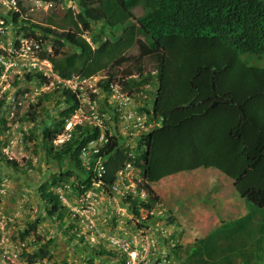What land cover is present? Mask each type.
Listing matches in <instances>:
<instances>
[{
	"label": "trees",
	"instance_id": "trees-1",
	"mask_svg": "<svg viewBox=\"0 0 264 264\" xmlns=\"http://www.w3.org/2000/svg\"><path fill=\"white\" fill-rule=\"evenodd\" d=\"M39 1L66 5L65 0ZM72 1L75 10L67 9L64 14L70 30L53 34L51 28L28 20H22L16 30L27 37L38 31L43 40L51 38L52 53L43 52L40 57L50 60L60 78L105 73V79L98 83L105 90L116 76L115 70L124 64L129 65L118 72L122 78L134 72L142 74L145 58L155 63L154 77L148 74L140 82H120L135 88L154 78L151 114L161 121L160 127L140 143L145 148L137 153L135 166L141 169L148 199L140 204L131 201V211L137 215L139 207L151 209L159 202L151 184L185 171L215 169L232 181L235 192L251 208L206 236L178 245L173 258H183L181 263L185 264H264V69L250 67L240 59L242 55L264 57V0ZM137 6L143 10L140 17L132 12ZM18 17L15 13L14 19ZM96 25L98 35L92 33ZM106 32L109 38L100 37ZM133 47L138 55L127 56ZM34 79L46 81L40 73L25 75L28 83ZM55 95L62 98L56 100L57 105L63 101L65 107L49 126L44 122L39 147L58 166L64 159L74 158L83 174L80 185L90 188L92 172L80 165L79 156L98 131L77 127L69 141L59 148L53 146L65 120L77 108V95L54 90L28 106L29 110L35 113ZM30 119L34 121V116ZM27 140L35 141L34 135ZM97 156L104 159L101 180L107 187L128 158L116 136L108 137ZM0 160L18 171L14 160ZM70 176L60 171L38 188L47 215L60 223L65 222L67 213L54 189ZM76 190L83 192L79 187ZM47 253L42 248L25 254L26 261L32 264ZM96 254L108 256L112 252L100 248Z\"/></svg>",
	"mask_w": 264,
	"mask_h": 264
},
{
	"label": "rangeland",
	"instance_id": "rangeland-1",
	"mask_svg": "<svg viewBox=\"0 0 264 264\" xmlns=\"http://www.w3.org/2000/svg\"><path fill=\"white\" fill-rule=\"evenodd\" d=\"M19 1L21 5L16 6L14 10L19 13V19L1 20L6 24L4 31L0 32L1 47L8 48L9 44L15 41L16 30L22 19L49 27L53 34L71 29L64 19L67 9L74 10L70 0L65 1L66 9L59 2L43 4L41 7L32 3V0ZM8 2L11 4L10 1ZM8 10H5L6 14ZM132 12L135 17L143 15L140 6L135 7ZM98 29L99 25H96L92 33L98 35ZM137 35L147 41V37L143 34ZM36 36L34 37L42 39L40 33ZM85 36L87 38V35ZM100 37L109 38L108 32ZM46 44H51V38H47ZM137 55L136 47L127 52L129 57ZM240 59L250 67L264 69V57L242 55ZM5 64L1 65L3 68L0 69V157L17 162L18 171L9 169L0 160V264H28L25 254L32 255L42 248L47 250V257L32 264H130L131 257L123 252L116 242H127L131 250L134 252L137 250L138 264H157L160 259L159 261L152 259L153 253L148 257L140 253L141 245L147 238L159 236L164 241L168 238L172 239L175 242L174 247L170 248L173 252L178 245L185 246L206 236L223 223L240 218L242 212L246 213L251 208L238 197L230 179L215 169L199 168L167 176L159 180V183L156 182L158 184L150 185L154 193L162 198L159 197L156 210L160 209L164 218L162 216L158 220L152 218L148 224L150 229L144 228L145 221L141 216H145V210H138L137 217L131 211L130 201L129 212L125 213L119 200L114 199L103 186L92 182L90 188L85 189L81 186L79 179L83 174L74 158L64 159L60 166L50 160L46 152L39 147L41 130L45 127V121H47L46 126H49L48 124L57 118L65 104L61 100L62 102L57 105L56 100L62 98L55 95L45 100L33 113L28 106L36 104L45 93H51L56 88L51 85L47 87L37 79L28 83L24 78L26 73L18 70L17 63ZM128 65L124 64L117 71L121 72ZM129 68L131 69L132 66ZM141 70L142 74L138 72L140 77L153 74L156 70L154 61L145 58ZM148 84L153 85V82ZM152 103L148 106L150 111H152ZM29 114L34 116V121L30 119ZM147 123L157 128L160 127L161 121L154 120L150 112L147 114ZM120 128L121 125L118 123L111 127L106 122L104 131L100 132L96 129L98 136L88 142L91 143L86 155L79 156L80 165L84 169L89 171L87 167L93 166L94 160L98 157L94 150H100L106 144L104 140H97L98 137L105 136L110 131H113V134L118 133ZM77 130V127L73 128L71 133ZM90 130V132L94 131L93 128ZM31 134L35 137L33 142L27 140ZM61 145L53 143L56 148ZM120 148L126 153L128 158L126 162H130L134 168H139L135 167V158L138 152L144 150L145 145L140 144L131 151L125 145H121ZM128 153H131L132 158ZM139 170L140 173L136 170L132 172L133 183L135 182L134 185L137 187V195L133 201L137 204L146 203L148 199L145 197L143 200L139 195L140 187L144 184L142 180L140 181L142 178L141 169ZM60 171L71 174L54 189L67 213L64 223L58 222L55 216L47 215V205L40 199L38 192V188L43 183L49 182ZM93 176L92 174L91 181ZM78 187L83 189V192H78L76 190ZM29 226L35 228L32 230ZM160 228L170 233L163 234ZM160 245L164 248L162 242ZM100 248L112 252V255H97ZM95 255L98 257H94ZM182 261L185 262L183 258L178 260L171 256L166 258L168 264H185L181 263Z\"/></svg>",
	"mask_w": 264,
	"mask_h": 264
},
{
	"label": "built area",
	"instance_id": "built-area-1",
	"mask_svg": "<svg viewBox=\"0 0 264 264\" xmlns=\"http://www.w3.org/2000/svg\"><path fill=\"white\" fill-rule=\"evenodd\" d=\"M0 32H3L1 28ZM17 42L18 45H16ZM0 44L2 45L1 42ZM40 50L41 45L35 40L15 39L13 43L9 44L8 48L0 46V65H4L5 63H8V65L17 63L18 70H21L26 74L40 73L46 78V81H43V83L47 87L51 85L56 89L63 88L72 92H78L77 108L65 120L64 129L59 135H57L54 140L55 144H63L69 141L73 128L90 127L102 132L106 127V122H108L111 127H114L116 123L121 125L120 132L118 131V133L113 134V131H110L108 134H105V136L100 135L97 140H104L107 143L108 137L116 136L118 138L119 146L125 145V147L131 151L133 147H136L143 142L144 137L152 132L154 129L153 126H149L147 123V110L150 111L148 106L154 101V96H151L153 88L150 84L124 89V86L117 81L110 83L108 90L104 91L97 85L98 81L101 79L100 77L93 76L89 78H81L78 75H72L70 78L62 79L53 73L51 64L48 61L39 58L38 54ZM1 68L3 67L1 66L0 69ZM44 68H46V70H44ZM138 78V74H133L121 79L123 82H129L130 80ZM149 92L150 97L148 96ZM90 143L81 149L80 157L86 155ZM94 153L97 155L99 150L95 149ZM128 155L130 156L131 153H128ZM130 157L132 158V156ZM103 164L104 159L101 156H98L96 160H94L93 166H89L87 169L92 170V174L94 175L92 177V183L104 187L101 180L102 174L104 173ZM134 170L137 172L139 171L138 173H140L139 168H134L130 162H126L122 168L116 172L113 183L104 187L112 194L114 199L119 200L122 204L123 212L125 213L129 212L130 201H133L135 195H137V187L134 185L135 182L133 183L132 176ZM141 180L142 179H140V181ZM139 195L143 200L145 197L148 198L143 186L140 187ZM156 206L158 207V205H155V207L153 206L151 209L138 206V210L146 211L145 216H141V219H144L145 221L143 223L144 228L150 229L148 224L152 218H155V220H158L161 216L164 218V214L160 212V209L156 210ZM134 215L132 214V216ZM147 219L149 220L146 222ZM160 229L163 234L170 233L166 229ZM161 242L163 243L164 248L161 247ZM116 243L120 245L123 252L131 257L130 264H138L139 256L137 250L136 252L131 250L129 246L130 244L127 242ZM174 244L175 242L169 238L165 241L163 238H159V236L157 238H147V240L143 241V244L141 245L140 253L145 255V257H148L153 253L154 256L151 255L152 259H155V261H159L160 259L157 264H168L166 258L168 256L173 258L170 248L174 247ZM167 261L170 260L167 259Z\"/></svg>",
	"mask_w": 264,
	"mask_h": 264
},
{
	"label": "clouds",
	"instance_id": "clouds-1",
	"mask_svg": "<svg viewBox=\"0 0 264 264\" xmlns=\"http://www.w3.org/2000/svg\"><path fill=\"white\" fill-rule=\"evenodd\" d=\"M8 1H10L11 2V4H9V2ZM65 1H67V0H65ZM70 2H72L73 3V1L72 0H70ZM32 3H34L35 5H37V6H41V5H43V4H51L52 2H45V1H39V0H32ZM0 4H1V6H0V22H1V24H0V28L2 29V31H4V29H5V26H6V24H3L2 23V19L3 18H12V19H14V14L15 13H18L17 11H14L15 10V7L17 6L18 7V5H21V3H20V1L19 0H0ZM42 7V6H41ZM72 8H74V10H75V5L73 4V7ZM7 9H9L8 10V13L6 14V12H5V10H7ZM19 14V13H18ZM19 17H20V15H19ZM19 17L17 18V19H19ZM22 20H24V19H22ZM32 23V22H31ZM26 26H28V24H25ZM37 33H39L38 31L36 32L35 31V33H34V35L33 36H30V37H27L26 35H24L22 32H21V34L20 35H17L16 34V36H17V38L16 39H18V38H20V39H27V40H35V41H37L40 45H41V50H40V52H39V58L41 59V60H46V61H48L50 64H51V62H50V60L49 59H42L41 57H40V53H46V54H51L52 53V47H51V44H46V40L47 39H38V38H36L37 36H36V34ZM34 36H36V37H34ZM83 38H85V40L88 42V43H90V41H89V38L87 37L86 38V36L85 35H83L82 36ZM41 38V37H40ZM0 42H1V40H0ZM16 45H18V42H17V44ZM0 67H1V65H0ZM51 67H52V64H51ZM52 70H53V67H52ZM53 73L54 74H56L54 71H53ZM118 73V71H117V69L115 70V77H114V79H112L111 80V82L110 83H113V82H123L122 81V79L124 78H122V76H120V74L118 75L117 74ZM139 74L138 72H134L133 74ZM27 74H30V73H27ZM105 73H98V74H96V75H93V76H96V77H100L101 79L98 81V83L101 81V80H103V79H105V75H104ZM132 74V75H133ZM150 74V73H149ZM26 75V74H25ZM30 75H34V74H30ZM57 75V74H56ZM148 75V74H147ZM154 75H155V71L153 72V74H150V76H152V77H154ZM78 76H80V75H78ZM93 76H90V77H93ZM131 76V75H130ZM81 77V76H80ZM125 77H127V76H125ZM24 78H25V76H24ZM70 78V77H69ZM81 78H83V77H81ZM89 78V77H88ZM122 78V79H121ZM133 80H136L137 82H140L141 80H142V77H140V75H139V78L138 79H133ZM138 80H140V81H138ZM151 80V81H150ZM150 80H148L147 82L148 83H150V82H153V85H151L152 86V88H154V85H155V82H154V78H152V79H150ZM43 82V81H42ZM147 82H145V83H143V85L144 84H148ZM98 83H97V85H98ZM109 83V84H110ZM121 84V83H120ZM123 86H124V84H122ZM141 86V85H140ZM98 87H100L99 85H98ZM138 87V86H137ZM100 88H102V87H100ZM108 88H109V85H108ZM108 88L107 89H105L106 91L108 90ZM103 89V88H102ZM124 89H130V88H128V87H124ZM55 90H65V89H63V88H61V89H55ZM104 90V89H103ZM104 90V91H105ZM65 91H67V90H65ZM69 91V90H68ZM71 93H74L75 95H78V92H72V91H70ZM76 110V109H75ZM74 110V111H75ZM73 111V112H74ZM64 125H65V123H64ZM63 129H64V127H63ZM73 133V132H72ZM72 136V135H71ZM57 137V136H56ZM56 139V138H55ZM53 143H54V141H53ZM64 144V143H63Z\"/></svg>",
	"mask_w": 264,
	"mask_h": 264
},
{
	"label": "crops",
	"instance_id": "crops-1",
	"mask_svg": "<svg viewBox=\"0 0 264 264\" xmlns=\"http://www.w3.org/2000/svg\"><path fill=\"white\" fill-rule=\"evenodd\" d=\"M218 172H219V171H218ZM165 178H167V177H165ZM163 179H164V178H163ZM163 179H162V180H163ZM160 182H161V181H160ZM158 183H159V182H158ZM158 183H154V184H158ZM232 185H233V183H232ZM152 187H153V189H154V186H152ZM155 191H156V190H155ZM158 195H159V194H158ZM158 197H160V199H162L160 195H159ZM238 197H239V196H238ZM240 199H241V198H240ZM239 201H240V200H239ZM241 201H242V199H241ZM240 203H241V202H240ZM244 215H246V213H245V212H242V213H241V217L244 216ZM212 216H213V215H212ZM214 220H216V218H214ZM177 222H179V224H181V222L179 221V219H177ZM229 222H232V221L230 220V221H227V222H225V223H229ZM216 229H217V228H216ZM214 230H215V229H214ZM214 230H213V231H214Z\"/></svg>",
	"mask_w": 264,
	"mask_h": 264
},
{
	"label": "water",
	"instance_id": "water-1",
	"mask_svg": "<svg viewBox=\"0 0 264 264\" xmlns=\"http://www.w3.org/2000/svg\"><path fill=\"white\" fill-rule=\"evenodd\" d=\"M214 104H215V103H214ZM214 104H213V105H214Z\"/></svg>",
	"mask_w": 264,
	"mask_h": 264
}]
</instances>
